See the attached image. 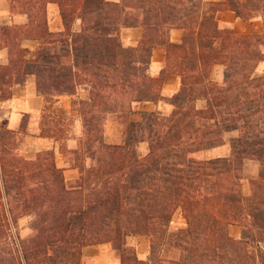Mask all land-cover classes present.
<instances>
[{
	"label": "trees",
	"instance_id": "trees-1",
	"mask_svg": "<svg viewBox=\"0 0 264 264\" xmlns=\"http://www.w3.org/2000/svg\"><path fill=\"white\" fill-rule=\"evenodd\" d=\"M49 3L59 6L63 32L49 30ZM227 10L245 22L262 17L263 33L222 28L217 16ZM9 11L28 21L1 28L9 61L0 66V103L32 78L45 99L80 89L90 97L74 101L83 127L71 153L74 182L53 151L34 160L18 154L16 134L0 122V239L15 245L0 264H81L85 247L106 243L121 264H264V0H10ZM126 28L142 29L134 47L122 44ZM173 29L184 33L179 44L170 40ZM24 39L39 41L38 48H24ZM158 46L166 58L155 78ZM215 65L224 67L222 83L211 78ZM169 75L181 87L165 98ZM160 103L171 113L143 111L130 120L139 105ZM109 120L122 126L112 144L104 140ZM234 132L229 156L198 158ZM247 160L260 164L248 196ZM178 212L186 227L173 230ZM23 217L33 219L25 241L17 234ZM233 226L242 229L239 239ZM138 236L150 240L146 260L129 243Z\"/></svg>",
	"mask_w": 264,
	"mask_h": 264
},
{
	"label": "crops",
	"instance_id": "crops-1",
	"mask_svg": "<svg viewBox=\"0 0 264 264\" xmlns=\"http://www.w3.org/2000/svg\"><path fill=\"white\" fill-rule=\"evenodd\" d=\"M110 2H119L120 0H108ZM206 2H218L220 0H204ZM5 18L0 23L1 28L4 25H24L27 23V17L24 15H12L10 12L6 14ZM49 30L53 33H60L64 31V24L61 17L59 6L55 3H49L47 6ZM218 20L222 28H233L237 33L241 34H262V17L255 18L250 22H245L231 11H223L218 13ZM79 29V25L76 26ZM183 31L173 29L170 32V40L172 43L179 44L183 40ZM143 32L141 28H126L121 32L122 44L125 47H134L142 39ZM22 46L34 52L38 46L39 41L32 39H24ZM166 58V47L158 46L154 48L152 54V62L150 66V74L159 78L162 75ZM9 61V51L6 48H0V66L6 65ZM211 78L213 81L222 83L224 80V67L222 65H215L212 69ZM181 87V79L176 75L166 76L164 85L162 87V96L171 98L178 93ZM89 92L85 89L78 90L76 95H58L54 98L52 107L50 103L42 96H39L36 91V83L32 78L25 85H18L12 88V98L2 105H0V121L8 122V129L15 134L26 135V143L17 151L28 160H34L38 154L53 151L55 155V162L58 168L64 170L66 180L74 182L79 178V170L74 168L73 160L70 154L77 149L76 139L73 137L82 134V123L78 116H74V126L66 124L62 127H73L74 132L70 134V138L65 140L66 145L54 136H44L42 133L47 132V129L54 127V117H49L47 120V113L51 114V110L60 109L66 112L67 115L72 114L73 103L77 100H89ZM49 107V108H48ZM199 108H203L204 106ZM159 109L166 114H169L172 107L167 103H160L159 105L141 104L137 107V112L131 121H139L141 112L153 111ZM28 118V122L24 124V118ZM49 121V122H47ZM57 121V120H56ZM65 123V120H63ZM52 132V131H51ZM227 145L207 151V158L227 157L230 155V150H227ZM65 147V148H64ZM226 149V150H225ZM136 242V250L138 256L142 260H146L150 254V241L146 236H138ZM82 264H121V259L114 250L112 244H100L85 247L82 253Z\"/></svg>",
	"mask_w": 264,
	"mask_h": 264
},
{
	"label": "rangeland",
	"instance_id": "rangeland-1",
	"mask_svg": "<svg viewBox=\"0 0 264 264\" xmlns=\"http://www.w3.org/2000/svg\"><path fill=\"white\" fill-rule=\"evenodd\" d=\"M9 3H10V0H0V23L5 18V16H7L6 14L7 13L9 14V12H10L9 11ZM262 26H263V22H262ZM263 70H264V64H262L259 68V71H263ZM56 96H58V95L50 96L46 99L50 103L51 107H52V104L54 102V98ZM5 102L6 101L1 102L0 105H2ZM199 106L200 107L204 106V102H200ZM51 112H52L51 114L47 113L45 116H47L46 117L47 120H48V116L54 117V122L56 125L54 127H50V129H48L49 130L48 132H45L42 134L44 136L52 135L51 131L53 130V132H54L53 135L60 138L61 141L63 142V144L66 145L65 141L67 142V140L70 138V134L72 132H74V128L73 127H62V126L66 125V124H71V126H74V116H78L80 119V116L78 113V104L73 103V109H72L71 115H67L66 112H64L60 109H54V110H51ZM133 117H134V113L130 115V120ZM63 120H65V123L63 122ZM27 122H28V118L26 117V118H24V124H26ZM47 122H49V121H47ZM60 124H62V126H59ZM121 130H122V126L119 124L118 121L109 120L106 124L105 133H104L105 142L108 144H112L114 142L119 141ZM82 134H83V127H82ZM82 134L80 136H77V137H75V135L73 134V137L76 139V146L77 147L79 145V141H80ZM26 135H28V134H25V132H23V134L18 133L15 135V143L19 148H22L23 145L26 143ZM237 135H238V133L234 132V133H230L226 136V138L228 140V142L226 144L227 145L226 148H227V150H230V153H231V147H230L229 140L236 137ZM63 140H65V141H63ZM147 150H148V145H147V143H144L140 146L139 153L141 155H144V154H146ZM17 153H18V151H17ZM206 153L207 152L199 154L198 158L199 159H209L206 157ZM18 154H20V153H18ZM70 155H71L70 158L73 160L72 154H70ZM72 164L74 165V163H72ZM259 171H260L259 162L252 161V160L245 161L244 166H243V173H242L243 177H244V180L242 182V191H243L244 195L248 196L251 194L250 180L254 177H257ZM32 220L33 219L31 217H23V218L19 219V221H18L17 234L19 235L20 239L23 241L28 240L32 236V229H31ZM171 227L173 230H177V229H181V228L186 227V220L182 217L180 212H178L174 216ZM241 232H242V229L239 226H233L230 229V233L235 239H239L241 237ZM13 233H15L14 230H13ZM136 238L129 241V243L131 245H134L135 247H136V242H137ZM17 243L18 242H16V244ZM14 246L15 245L13 244L12 240L9 239L8 237L4 236L0 239V258L3 261L9 260L11 258V256H13L12 255V249L14 248ZM81 264H82V258H81Z\"/></svg>",
	"mask_w": 264,
	"mask_h": 264
}]
</instances>
